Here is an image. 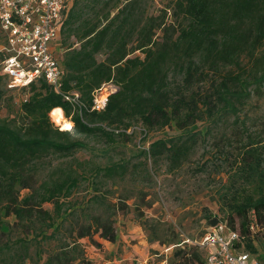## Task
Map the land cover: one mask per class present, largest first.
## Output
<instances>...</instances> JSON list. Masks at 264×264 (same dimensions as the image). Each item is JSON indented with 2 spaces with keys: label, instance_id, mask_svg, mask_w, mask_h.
<instances>
[{
  "label": "trees",
  "instance_id": "1",
  "mask_svg": "<svg viewBox=\"0 0 264 264\" xmlns=\"http://www.w3.org/2000/svg\"><path fill=\"white\" fill-rule=\"evenodd\" d=\"M173 3L174 20L166 23L164 15L143 14L137 0H118L113 10L99 14L72 0L59 28L60 89L43 78L32 81L20 88L27 92L17 111L0 118V236L6 237L0 239V264H83L80 238L97 232L115 240L113 206L95 181L113 176L125 163L102 166L78 158L76 151L87 147L81 136L113 144L130 134L126 130L134 121L146 131L173 125L176 134L146 142L141 153L155 161L164 157L174 169L200 135L198 120L230 115L243 128L233 132L240 148L217 189L224 214L204 208V217L210 226L236 231V246L256 256L253 234L264 229V133L251 132L239 110L264 85V0ZM70 35L75 38L67 43ZM99 53L103 58L97 59ZM107 82L117 88L103 109H92V92ZM2 85L6 78L0 73V99ZM74 91L81 108L65 98ZM57 106L70 128L51 120ZM205 165L197 168L203 171ZM82 180H89L92 190L77 202L70 196ZM92 203L102 212L85 209ZM142 225L146 228L147 220ZM148 239L158 238L151 233ZM204 256L197 244L177 246L169 264H203Z\"/></svg>",
  "mask_w": 264,
  "mask_h": 264
},
{
  "label": "rangeland",
  "instance_id": "2",
  "mask_svg": "<svg viewBox=\"0 0 264 264\" xmlns=\"http://www.w3.org/2000/svg\"><path fill=\"white\" fill-rule=\"evenodd\" d=\"M116 1L79 0V7L86 5L87 12L94 7L99 14L106 9L113 10L112 5ZM173 2L137 0V5L143 14L164 15L168 23L174 20ZM76 9L77 14L79 8ZM78 15H75V20ZM159 33L157 29L156 34ZM74 38L70 35L67 43ZM3 42L0 36V45ZM101 58L103 54H97V59ZM105 87L108 93L117 88L112 83H106ZM2 88L4 94L0 99V118L14 114L19 101L27 92V89L8 88L4 85ZM49 116L55 125L65 129L62 122L68 119L64 115L60 123H56L50 113ZM239 120H245V126L251 132L264 133V85L258 92H251L239 110ZM142 125L140 121H134L130 134L127 137L119 136L113 144L105 143L101 137H80L86 141L87 147L76 151L78 158L102 166L111 162L125 163L124 169H118L113 176L96 178L98 192L113 206L111 217L116 238L108 241L97 232L90 237L80 238L85 256L83 264H169L174 248L194 245L210 227L204 217V208L218 217L224 214L217 202V189L226 182V176L231 170L230 161L240 148V141L234 137L233 132L243 128L242 122L233 115L216 121L211 118L198 120L196 129L200 130V135L190 147L188 158L174 169H168L164 157L155 161L141 153V149L146 142L155 138L176 134L175 127L172 125L146 131ZM200 163L206 164L205 170L199 171L197 166ZM91 190L89 180H82L70 197L81 202L89 196ZM21 192L25 193L26 190ZM44 207L51 209V204L44 203ZM85 209L102 212L93 203ZM145 220L146 228L142 225ZM218 230L216 228L215 231ZM255 230L253 240L257 253L255 256L249 252V256L257 259L258 264H264V229ZM150 232L155 233L158 239L149 240ZM5 238V235L0 236L1 240Z\"/></svg>",
  "mask_w": 264,
  "mask_h": 264
},
{
  "label": "built area",
  "instance_id": "3",
  "mask_svg": "<svg viewBox=\"0 0 264 264\" xmlns=\"http://www.w3.org/2000/svg\"><path fill=\"white\" fill-rule=\"evenodd\" d=\"M70 3L71 0H0V36L4 40L0 45V73L8 88L25 87L43 78L60 89L63 72L58 59L62 49L59 28ZM105 84L92 92V109L104 108L109 92ZM65 98L79 108L84 106L76 91ZM239 241L236 231L220 224L210 226L195 244L205 251L203 264H257L248 251L236 246Z\"/></svg>",
  "mask_w": 264,
  "mask_h": 264
},
{
  "label": "bare ground",
  "instance_id": "4",
  "mask_svg": "<svg viewBox=\"0 0 264 264\" xmlns=\"http://www.w3.org/2000/svg\"><path fill=\"white\" fill-rule=\"evenodd\" d=\"M50 115L52 116V118L55 120L56 123H60L61 120L63 119L62 109L59 106L52 108L50 110ZM62 123H63L62 127L65 129L71 127V122L69 120Z\"/></svg>",
  "mask_w": 264,
  "mask_h": 264
},
{
  "label": "crops",
  "instance_id": "5",
  "mask_svg": "<svg viewBox=\"0 0 264 264\" xmlns=\"http://www.w3.org/2000/svg\"><path fill=\"white\" fill-rule=\"evenodd\" d=\"M58 50H59V47H58ZM61 51H62V49L60 48L59 52H61ZM107 84H109V83H107Z\"/></svg>",
  "mask_w": 264,
  "mask_h": 264
},
{
  "label": "water",
  "instance_id": "6",
  "mask_svg": "<svg viewBox=\"0 0 264 264\" xmlns=\"http://www.w3.org/2000/svg\"><path fill=\"white\" fill-rule=\"evenodd\" d=\"M112 91H114V90H112Z\"/></svg>",
  "mask_w": 264,
  "mask_h": 264
}]
</instances>
